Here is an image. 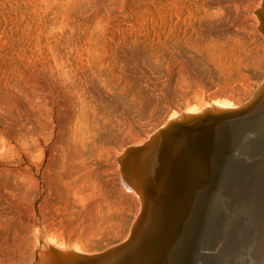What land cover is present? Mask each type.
Here are the masks:
<instances>
[{
	"label": "rangeland",
	"instance_id": "obj_1",
	"mask_svg": "<svg viewBox=\"0 0 264 264\" xmlns=\"http://www.w3.org/2000/svg\"><path fill=\"white\" fill-rule=\"evenodd\" d=\"M263 1L0 0V264L127 239L147 202L131 146L173 111L253 97ZM252 137L240 157L264 151Z\"/></svg>",
	"mask_w": 264,
	"mask_h": 264
},
{
	"label": "bare ground",
	"instance_id": "obj_2",
	"mask_svg": "<svg viewBox=\"0 0 264 264\" xmlns=\"http://www.w3.org/2000/svg\"><path fill=\"white\" fill-rule=\"evenodd\" d=\"M252 136H264V83L244 105L173 111L130 148L147 196L132 233L81 264H264V151L239 156ZM59 247L38 248L36 264L84 254Z\"/></svg>",
	"mask_w": 264,
	"mask_h": 264
},
{
	"label": "water",
	"instance_id": "obj_3",
	"mask_svg": "<svg viewBox=\"0 0 264 264\" xmlns=\"http://www.w3.org/2000/svg\"><path fill=\"white\" fill-rule=\"evenodd\" d=\"M263 83H264V82H263ZM263 83H262V84H263ZM262 84H261V85H262ZM258 89H259V88H258ZM258 89H257V90H258ZM257 90H256V92H257ZM256 92L254 93L253 97L255 96ZM253 97H252L249 101H247L246 103L250 102V101L253 99ZM246 103H245V104H246ZM243 105H244V104H243ZM123 243H124V242H123Z\"/></svg>",
	"mask_w": 264,
	"mask_h": 264
}]
</instances>
